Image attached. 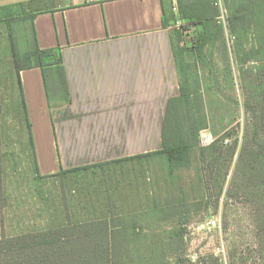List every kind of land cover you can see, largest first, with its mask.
Returning <instances> with one entry per match:
<instances>
[{
  "label": "rangeland",
  "instance_id": "374dc122",
  "mask_svg": "<svg viewBox=\"0 0 264 264\" xmlns=\"http://www.w3.org/2000/svg\"><path fill=\"white\" fill-rule=\"evenodd\" d=\"M218 1L219 16L223 6L227 20L239 0H220L222 5ZM244 1L254 9L264 4V0ZM169 4L175 29V23L179 21L180 27L182 20L170 0ZM11 10L10 14H21L20 6ZM13 25L18 42L27 45L29 23L18 20ZM6 34V25L0 22V237L50 227L48 223L63 210L62 196L69 198L73 188L66 184L69 178L35 177ZM190 34L182 39L186 51L180 65L186 70L187 87L193 96L201 97L207 127L200 130V146L192 151L190 165L166 178H174L169 187L165 188V170L159 160L146 161L144 167L147 182H158L160 197L173 190L172 198L186 199L188 220L183 226L177 216L171 221L149 222L150 226L144 223L140 241L148 243L147 237L155 236V246L163 247L162 264H264V125H255V109L251 110L255 103L264 102V22L262 26L253 25L235 41L226 29L222 38L206 47L205 58L198 61L186 49ZM247 50L259 52H252V59L243 62ZM45 89L50 106L69 101V89L64 97L63 90L58 91L51 79ZM207 134L212 136L210 142ZM213 139L216 146L204 147ZM139 174L134 171L133 178ZM96 175L90 174L92 180H99ZM176 230L183 234L178 246L169 242ZM173 252L176 258L170 255Z\"/></svg>",
  "mask_w": 264,
  "mask_h": 264
},
{
  "label": "trees",
  "instance_id": "16d2710c",
  "mask_svg": "<svg viewBox=\"0 0 264 264\" xmlns=\"http://www.w3.org/2000/svg\"><path fill=\"white\" fill-rule=\"evenodd\" d=\"M12 8L0 7V22L6 25L10 57L27 128L28 145L36 170L35 177L69 178L70 182L66 184L73 188L69 192V198L67 195L62 196L63 210L60 211V217L56 216L55 220L48 223L47 226L50 227L0 237V264H162L165 260L161 255L163 247L155 246L157 242L153 234L149 239L147 237L148 243L141 242L144 236L141 226H144V223L147 224L145 226H150L149 222L171 221L176 216L179 217V225H186L189 206L181 196L178 199L172 198L173 190L166 191L169 194L165 198L160 197L158 182H147L149 177L146 179L144 175L145 162L160 161L165 170L163 180L167 188L174 178H166L171 177L178 168L190 165L192 151L200 146V130L207 127L208 120L201 97L193 96L194 93L192 94L186 85V70L180 65L186 50L181 43L185 35L191 33L190 44L186 49L198 61L205 58L208 45H213L223 37L224 28L217 19L219 7L216 0H178V14L182 24L172 29L171 45L178 67L180 90L178 95L167 101L161 131L162 148L133 157L60 169L51 174H42L38 166L20 73L25 69L40 68L45 87L47 88V81L51 79L56 83L58 91L62 89L66 97L68 86L65 71L59 48L38 46L33 25L34 14L22 12V6L20 15L10 14ZM171 16L163 17L164 25L170 24ZM263 19L264 4L261 9H254L252 5L250 8L245 5L244 0H239L230 9L226 21L235 41L236 37H242L253 25L262 26ZM18 20L29 23L30 33L25 37L26 41L28 40L27 45H22L17 40L13 24ZM257 51L247 50L241 61H250L252 52ZM258 103L251 108L255 109L253 117L256 126L264 125L263 99ZM216 144V139H213L204 147L212 148ZM134 160L140 161L141 174L135 176L136 179L133 178V171L124 167L127 162ZM90 174H98L95 177L99 180H92ZM262 189L264 190V178ZM134 194L136 199L133 205L128 198ZM136 203L140 208H137ZM261 214H264V210ZM177 232L178 230L169 236V242H175L178 246V243L183 241V234ZM170 255L176 258L177 253Z\"/></svg>",
  "mask_w": 264,
  "mask_h": 264
},
{
  "label": "crops",
  "instance_id": "0c3cea01",
  "mask_svg": "<svg viewBox=\"0 0 264 264\" xmlns=\"http://www.w3.org/2000/svg\"><path fill=\"white\" fill-rule=\"evenodd\" d=\"M34 14L40 48H59L69 101L50 106L40 68L21 84L42 174L162 148L167 101L179 94L169 0H0ZM139 172L140 161L124 165ZM134 201L136 196H130ZM137 204V203H136ZM135 204V205H136Z\"/></svg>",
  "mask_w": 264,
  "mask_h": 264
},
{
  "label": "built area",
  "instance_id": "2783aa9c",
  "mask_svg": "<svg viewBox=\"0 0 264 264\" xmlns=\"http://www.w3.org/2000/svg\"><path fill=\"white\" fill-rule=\"evenodd\" d=\"M170 2H171V4H172V8H173V10L174 11H178V7H177V0H170ZM218 3L220 4V5H222L221 4V2H220V0L218 1ZM220 14H221V16H219L221 19H223V28H224V31L226 30V29H228V27H227V21L226 20H224L225 19V9L223 8V6H221V12H220ZM179 21H177L176 23H175V27H179ZM177 27V28H178ZM229 30V29H228ZM231 34V33H230ZM231 38L233 39L234 37L231 35ZM208 135V138H207V141L208 142H210L211 140H212V136H211V134H207Z\"/></svg>",
  "mask_w": 264,
  "mask_h": 264
}]
</instances>
